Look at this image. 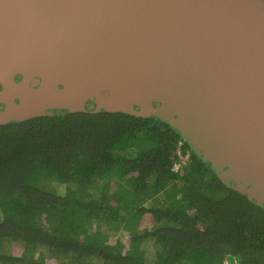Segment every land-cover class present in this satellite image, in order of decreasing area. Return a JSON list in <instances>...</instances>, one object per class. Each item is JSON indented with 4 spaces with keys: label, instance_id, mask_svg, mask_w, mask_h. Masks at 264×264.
<instances>
[{
    "label": "water",
    "instance_id": "1",
    "mask_svg": "<svg viewBox=\"0 0 264 264\" xmlns=\"http://www.w3.org/2000/svg\"><path fill=\"white\" fill-rule=\"evenodd\" d=\"M54 110L165 123L264 209V0H0V127Z\"/></svg>",
    "mask_w": 264,
    "mask_h": 264
},
{
    "label": "trees",
    "instance_id": "2",
    "mask_svg": "<svg viewBox=\"0 0 264 264\" xmlns=\"http://www.w3.org/2000/svg\"><path fill=\"white\" fill-rule=\"evenodd\" d=\"M171 127L58 113L0 127V264H264V209ZM9 248V249H7Z\"/></svg>",
    "mask_w": 264,
    "mask_h": 264
},
{
    "label": "built area",
    "instance_id": "3",
    "mask_svg": "<svg viewBox=\"0 0 264 264\" xmlns=\"http://www.w3.org/2000/svg\"><path fill=\"white\" fill-rule=\"evenodd\" d=\"M179 161L174 166V171L178 172L184 165L190 162L191 153L185 152L184 150V142H179L178 150H177Z\"/></svg>",
    "mask_w": 264,
    "mask_h": 264
},
{
    "label": "flooded vegetation",
    "instance_id": "4",
    "mask_svg": "<svg viewBox=\"0 0 264 264\" xmlns=\"http://www.w3.org/2000/svg\"><path fill=\"white\" fill-rule=\"evenodd\" d=\"M51 113H52V115H56V114H58V113H65V112H58V111H51ZM184 142V141H183ZM185 143V142H184Z\"/></svg>",
    "mask_w": 264,
    "mask_h": 264
},
{
    "label": "clouds",
    "instance_id": "5",
    "mask_svg": "<svg viewBox=\"0 0 264 264\" xmlns=\"http://www.w3.org/2000/svg\"><path fill=\"white\" fill-rule=\"evenodd\" d=\"M191 153V152H190ZM228 264H229V262H228Z\"/></svg>",
    "mask_w": 264,
    "mask_h": 264
},
{
    "label": "rangeland",
    "instance_id": "6",
    "mask_svg": "<svg viewBox=\"0 0 264 264\" xmlns=\"http://www.w3.org/2000/svg\"><path fill=\"white\" fill-rule=\"evenodd\" d=\"M7 249H9V248H7Z\"/></svg>",
    "mask_w": 264,
    "mask_h": 264
}]
</instances>
